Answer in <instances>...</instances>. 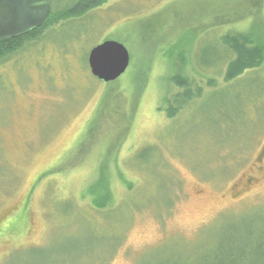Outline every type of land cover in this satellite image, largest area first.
Returning <instances> with one entry per match:
<instances>
[{
    "label": "rangeland",
    "instance_id": "374dc122",
    "mask_svg": "<svg viewBox=\"0 0 264 264\" xmlns=\"http://www.w3.org/2000/svg\"><path fill=\"white\" fill-rule=\"evenodd\" d=\"M263 27L264 0H107L4 57L0 264L227 259L264 220V63L225 83L222 40ZM104 41L130 57L110 83L87 64ZM181 64L204 94L168 120Z\"/></svg>",
    "mask_w": 264,
    "mask_h": 264
},
{
    "label": "trees",
    "instance_id": "16d2710c",
    "mask_svg": "<svg viewBox=\"0 0 264 264\" xmlns=\"http://www.w3.org/2000/svg\"><path fill=\"white\" fill-rule=\"evenodd\" d=\"M107 0H74L70 5L56 8L51 2L52 10L45 23L28 35L8 41H0V61L9 55L18 52L26 41H37L49 28L59 24L81 18L91 10L100 7ZM263 31L249 33L226 34L222 43L228 54L223 80L229 83L241 76L243 73L258 69L264 63V35ZM258 34V35H255ZM259 37V38H258ZM184 64V63H183ZM170 78L169 82L176 88L177 92L165 100V116L168 120L175 118L178 113L189 108L195 100L201 99L204 88L199 86L192 77L183 75L182 65ZM213 81L207 83L212 86ZM109 201L108 194L101 199L93 201L96 208L105 206L104 202ZM260 216L264 215V208L259 210ZM259 229L248 228L246 234L237 238H231L227 242L221 241L217 253L227 255V259H221L218 264H264V220L258 222Z\"/></svg>",
    "mask_w": 264,
    "mask_h": 264
},
{
    "label": "water",
    "instance_id": "95a60500",
    "mask_svg": "<svg viewBox=\"0 0 264 264\" xmlns=\"http://www.w3.org/2000/svg\"><path fill=\"white\" fill-rule=\"evenodd\" d=\"M52 10L50 0H0V41L28 35L39 29ZM130 57L123 45L104 41L89 50L90 74L103 83L116 81L125 73Z\"/></svg>",
    "mask_w": 264,
    "mask_h": 264
}]
</instances>
